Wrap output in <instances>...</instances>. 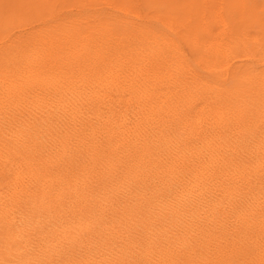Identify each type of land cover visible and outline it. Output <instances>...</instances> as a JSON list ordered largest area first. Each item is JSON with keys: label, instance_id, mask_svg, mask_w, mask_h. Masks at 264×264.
<instances>
[{"label": "bare ground", "instance_id": "obj_1", "mask_svg": "<svg viewBox=\"0 0 264 264\" xmlns=\"http://www.w3.org/2000/svg\"><path fill=\"white\" fill-rule=\"evenodd\" d=\"M83 1L86 16L0 36L5 247L23 264H185L223 217V247L264 259V18L253 33L248 0L183 17Z\"/></svg>", "mask_w": 264, "mask_h": 264}, {"label": "rangeland", "instance_id": "obj_2", "mask_svg": "<svg viewBox=\"0 0 264 264\" xmlns=\"http://www.w3.org/2000/svg\"><path fill=\"white\" fill-rule=\"evenodd\" d=\"M5 1V2H4ZM10 1H12L11 3H9ZM27 2L25 3H22V0H19V1H15V0H0V36L2 37V39L6 40V38H10L9 40L13 41V40H16L17 37L20 38V39H26L27 36L29 37L32 33H34L37 30L39 29H43V27H46L47 25H55L57 22L60 23V20L65 18L68 19L72 16H74V18L79 15H83V16H86L87 14L86 13H91V3L88 5L86 4V7L85 5L83 4L84 1L83 0H38V2L36 3L35 0L31 1V0H25ZM31 1V2H30ZM50 1V2H48ZM61 1V2H60ZM88 1V0H87ZM99 5H98V3ZM95 1L94 3L96 4V6L100 9L104 8V5L105 8H104V14L106 13V15H110L111 13H115V14H119L121 15L122 13L118 10V9H111L110 6H107L108 4L105 3L106 0H97ZM99 1H103V2H99ZM110 2H118L119 0H108ZM183 1V2H182ZM200 1L201 0H140V2H142L143 4H145L147 7H150V8H156V9H163L164 11L166 10V12H169L171 11L172 9V12L175 13V15H177L178 17H183V16H187V15H195L196 13H194L193 11L196 10L195 12H197L199 10V7H200ZM253 1V2H252ZM262 2V4H264V0H248L249 4H250V7L253 9V13L251 16H250V20H253L254 23H251V26H252V32L253 33H256V32H259V29L261 28L260 24L259 23V17L260 18H264V6H262V4L260 3H257L256 2ZM17 4H16V3ZM24 2V0H23ZM34 2V3H33ZM40 2V3H39ZM43 4H42V3ZM69 2V3H68ZM71 2V3H70ZM76 2V3H75ZM83 2V3H82ZM148 2V3H147ZM20 3V5H19ZM31 3V4H30ZM48 3V4H47ZM68 3V4H67ZM79 3V4H78ZM82 3V7L80 6V4ZM94 3H92V8L93 7H96V6H93ZM184 3V4H183ZM197 3V4H196ZM5 4V5H3ZM8 4V5H7ZM12 4V5H11ZM15 4V5H14ZM28 7H26V5ZM41 8H40V6ZM52 4V5H51ZM54 4V6H53ZM66 4V5H65ZM73 6H72V5ZM76 4V5H75ZM103 6H101V5ZM182 4V5H181ZM259 4V5H258ZM11 5V6H10ZM25 5V6H24ZM32 5V6H31ZM48 5V6H47ZM51 5V7L49 6ZM56 5V7H55ZM65 5V6H64ZM174 7H173V6ZM181 5V7H180ZM187 5V6H186ZM196 5V6H194ZM4 6V7H3ZM8 6V7H7ZM16 6V7H14ZM35 6V7H34ZM42 6H45V7H42ZM48 8H47V7ZM72 6V7H70ZM90 6V7H89ZM172 6V7H171ZM178 6V7H177ZM14 7V8H13ZM39 7V8H38ZM66 7V8H65ZM75 7V8H73ZM77 7H81V8H77ZM110 7V8H108ZM171 7V8H170ZM180 7V8H179ZM189 7V8H187ZM197 7V8H196ZM260 7V9H258ZM10 8V9H8ZM34 8V9H33ZM107 8V9H106ZM13 9V10H12ZM26 9H29L26 11ZM47 9V11H46ZM64 9V10H63ZM79 9V10H78ZM87 9V10H85ZM89 9V10H88ZM169 9V10H168ZM182 9V11H181ZM190 9V10H189ZM6 10V11H5ZM8 10H11L8 12ZM22 10H24L22 12ZM33 10V11H32ZM35 10V12H34ZM45 10V11H44ZM63 10V12H62ZM78 10V11H77ZM106 10V11H105ZM261 10V11H260ZM18 11V12H17ZM29 11V12H28ZM33 14H31L30 13ZM42 11V12H41ZM74 11V12H73ZM78 13H77V12ZM80 11V13H79ZM113 11V12H112ZM179 11V12H178ZM190 11V12H189ZM255 11H256V14H255ZM7 12V14H6ZM14 12V14H12ZM21 12V14H20ZM56 12V13H55ZM83 12V13H82ZM184 12V13H183ZM235 12V13H234ZM10 13V15H9ZM23 13V14H22ZM50 13V15H49ZM63 13V14H62ZM65 13V14H64ZM181 13V14H180ZM183 13V14H182ZM234 13V14H232ZM6 14V18L4 17V15ZM40 14V15H39ZM45 14V15H44ZM56 14V15H55ZM69 14V15H68ZM186 14V15H185ZM262 14V15H261ZM12 15V16H11ZM17 15V16H16ZM19 15V16H18ZM39 15V16H37ZM42 15V17H40ZM254 15V16H253ZM28 16V17H26ZM50 16V18H49ZM52 16V17H51ZM231 16L233 18H236L238 17V13L236 10H232L231 12ZM258 16V17H257ZM262 16V17H261ZM10 17H12V21H15L14 24L13 22H11V19ZM13 17H15V19L17 20V23H16V20L13 19ZM252 17V18H251ZM256 20H254L255 18ZM2 18H5L4 20ZM45 18V19H44ZM47 18V19H46ZM72 17V19H74ZM24 19V20H23ZM56 19V20H54ZM71 19V18H70ZM20 20V21H19ZM48 20V21H47ZM9 21V22H8ZM43 21H44V24L45 26L43 25ZM46 21V22H45ZM52 21V22H51ZM256 21V22H255ZM8 22V23H7ZM11 22V23H10ZM41 22V23H40ZM62 22V20H61ZM9 23L11 24L10 27H9ZM24 23V24H23ZM28 23V24H27ZM32 23L34 24V26L32 25ZM37 23L39 25H37ZM50 23V24H49ZM57 23V24H58ZM7 24V25H6ZM22 24V25H21ZM28 26H26V25ZM31 24V25H30ZM255 24V25H254ZM12 25L16 28H13ZM16 25L18 27H16ZM20 26V27H19ZM22 26V28H21ZM26 26V27H25ZM37 26V27H36ZM2 27V28H1ZM4 27V28H3ZM8 27V28H7ZM36 27V28H34ZM39 27V28H38ZM20 28V29H19ZM23 29V30H22ZM18 30V31H17ZM20 30V31H19ZM33 30V31H32ZM17 31V32H16ZM30 31V32H29ZM12 32V33H11ZM15 32V33H14ZM20 32V33H19ZM29 32V33H28ZM11 33V34H10ZM26 35H24V34ZM10 34V36H8ZM203 31L200 32V35H203ZM15 35V36H14ZM22 35V36H20ZM218 218V219H217ZM222 218V219H220ZM216 220V221H215ZM212 224H207V226L205 225V227L202 229L203 231V238L206 239L207 241V245L209 246L208 249H207V252H206V256L208 257H205L204 255H202V253H200V249L199 251H197V253L195 252L193 255H192V259L190 258L188 261L189 262H186L185 264H213V263H216V264H225V261L227 262L226 264H264V259H260L258 261L256 260H248L247 258L249 257H246V254L241 251V250H238V249H229L228 250V247H223L225 245V242L223 241L224 239H222V231H223V228L226 226L225 225V221L223 219V217H216V218H213L211 220ZM214 222V223H213ZM220 222V223H219ZM87 223V222H86ZM86 223L84 224H78L80 225L78 228H75L74 229V232H71L72 229L74 227H76L77 225L74 224L73 227L72 225H66L63 229V235L60 237V243L61 244H64L66 246L68 245H71V243L77 239L80 238L81 236V232L83 231L82 228H85V229H88V234L86 235V237H90L91 233H92V229L90 228L89 225H87ZM218 225H217V224ZM220 224V225H219ZM210 225V226H209ZM213 225V226H212ZM212 227V228H211ZM217 227V228H216ZM221 227V228H220ZM206 228V230H205ZM210 228V229H209ZM214 228V229H213ZM216 229V230H215ZM219 230V231H218ZM205 232V233H204ZM220 232V233H218ZM71 233V234H70ZM73 233V234H72ZM64 234L66 236H64ZM209 234V236H208ZM70 235V236H69ZM73 235V236H72ZM218 237H217V236ZM208 236V237H207ZM213 236V237H212ZM207 237V238H206ZM210 237V239H209ZM6 236H5V233L0 225V264H23L22 262H20L18 260V256L16 253H13V252H10L7 247H5V243H4V240H5ZM210 240V241H209ZM212 240V242H211ZM67 244H66V243ZM69 242V244H68ZM58 243V244H60ZM211 243V244H210ZM218 244V245H217ZM222 244V245H221ZM216 245V246H215ZM220 245V247H219ZM214 246V247H213ZM213 247V248H212ZM2 249V250H1ZM224 251H221L223 250ZM210 250V251H209ZM231 250V251H230ZM220 251V252H218ZM212 252V254H211ZM217 252V253H216ZM222 252V254H221ZM210 253V254H209ZM221 255H220V254ZM224 254V255H223ZM217 255V256H215ZM231 257H230V256ZM235 255V256H234ZM196 257V258H195ZM214 259H213V258ZM227 259H226V258ZM202 258V259H201ZM205 258V259H204ZM212 258V259H211ZM219 258V260H218ZM221 258V259H220ZM207 259V261H206ZM198 260V261H197ZM202 260V261H201ZM212 260V261H211ZM215 260V261H214ZM224 260V261H223ZM245 260V261H244ZM190 261H193V262H190ZM200 261V263H198ZM251 261V262H250ZM254 261V262H253ZM195 262V263H194ZM218 262V263H217ZM262 262V263H260ZM80 264V263H79Z\"/></svg>", "mask_w": 264, "mask_h": 264}]
</instances>
